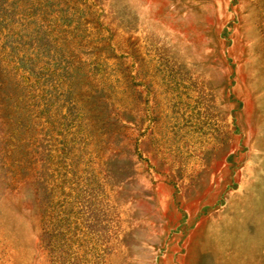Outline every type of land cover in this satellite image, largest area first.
I'll list each match as a JSON object with an SVG mask.
<instances>
[{
  "label": "rangeland",
  "instance_id": "374dc122",
  "mask_svg": "<svg viewBox=\"0 0 264 264\" xmlns=\"http://www.w3.org/2000/svg\"><path fill=\"white\" fill-rule=\"evenodd\" d=\"M0 264H264V0H0Z\"/></svg>",
  "mask_w": 264,
  "mask_h": 264
}]
</instances>
